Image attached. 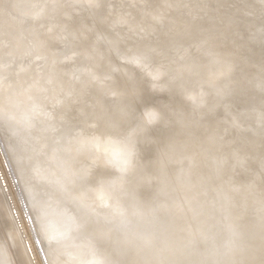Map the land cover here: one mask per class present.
<instances>
[{
	"label": "rangeland",
	"instance_id": "374dc122",
	"mask_svg": "<svg viewBox=\"0 0 264 264\" xmlns=\"http://www.w3.org/2000/svg\"><path fill=\"white\" fill-rule=\"evenodd\" d=\"M62 1L65 2L62 3ZM150 1L152 5H149ZM176 1L25 0L28 7L36 9L35 14L32 15L34 26L26 35L37 36L56 29L54 36L60 44L59 49L56 51L58 61L66 69L70 68L72 82L79 83L85 78H90L89 83L92 84V87L101 83L105 85V81H110V78L121 76L122 84L126 89H129L130 85L135 83L142 84L143 87L140 96L137 99L132 98V101H134L133 120L131 126L129 125L128 130L130 133L128 135L125 134V136L115 140L114 138L124 131L121 133L110 132L109 121L104 123L93 122L90 117L80 119L79 124L84 125V127L75 130L76 139L71 143L70 153L76 152L81 157L76 160L75 170L71 175L77 176L78 179L83 176L85 179L83 178L84 181L81 179L83 181L80 180L81 183L86 181L93 184L86 185L88 190L84 193H82L84 191L82 189L86 187L81 188L79 193L75 189L79 195L75 191V193L72 192L75 196L71 195L73 199H69L70 195H67L68 197L65 195L66 198H64L71 200V202L68 200V204L72 203L75 198L78 200L84 198V203L86 202L88 206L84 204L85 206L81 207L84 209L83 212L89 209L86 213L92 208L98 213V216L117 215L120 212L110 209L108 202L114 193L122 194L128 184L136 179H143L145 181L143 184H139L134 190L131 189V199L134 201L138 195H145L150 190L152 191V185H144L146 182L149 183L145 179L153 176L154 173L167 171L168 179L163 186L167 192L160 195L162 203L149 213L158 214L162 212L165 203L169 201L174 205L181 206L183 215L178 221L179 225H186V236L194 240L191 241L192 243L177 244L172 251L173 256L194 258L195 255V261L198 264H217L219 259L218 264H264V124L259 121L261 117H264V105L260 106L261 109L255 108L256 102L261 99L264 100V0H178L179 6H185L187 3L195 4L192 10L178 16L180 19H174L172 15L170 16V12ZM56 5L58 11L65 8L73 10V13H70L66 9L67 14H65L66 10L60 12L62 15L65 14L62 17L63 25L71 24L75 19L74 17H79L75 15H80L81 20L88 15L89 21L86 17L88 23L83 22L80 27H75L73 32L64 34L59 30L62 27L61 24L59 25V23L52 20H48L44 24L42 19L45 11ZM61 6L63 9L59 8ZM19 10V14L22 16V8ZM100 19H108L113 23L109 24L110 26L108 25L105 30L97 23ZM179 23L180 25L183 23L189 24L187 27H181V30L174 34L175 29H180L178 27ZM96 24L99 27H97V30ZM160 28L164 29L159 31ZM93 30L96 32H94L96 39L93 45L91 47L81 46L79 41L84 37V33H90ZM21 35L26 36L25 34ZM160 35H167L169 43L155 54L152 62L148 60L135 61L128 58L131 50L140 45L153 44L160 39ZM187 38L192 39L187 47L188 53L185 54L187 56L185 60L187 61L190 57H193L199 61L200 64L196 68L197 73L198 71L200 73L204 72L205 67L215 65L223 58L233 59L229 63L227 72L230 75L235 74L234 79L229 81L224 89L219 87L209 90L206 81L204 79L199 81V78L198 83L196 82L195 85L183 90L178 88L176 81L171 79L172 76L179 73V69L177 68L176 71H172L170 68L167 69L168 55L177 47V44ZM204 40H206V43L218 42V49L214 55H209L199 49L201 41ZM33 42L30 39L25 52L27 56L19 59V61H23L25 66L33 64L35 73L40 75V66H42L44 59L48 58L49 60L50 57L34 56V46L37 43ZM0 43V48L7 46L5 41ZM74 43L80 47L75 48L72 45ZM101 48L103 49L102 53H98L97 51ZM89 53L90 55H88ZM84 56L86 57L85 61L89 58L88 56L92 58V61H84V65L76 68V62ZM97 61L104 63L105 72L108 65L112 67L108 76L103 75L102 78L93 74L94 67L98 65ZM13 64V62H8L5 67L10 69ZM163 69H166L167 72L159 74L158 70L162 71ZM113 75L115 76L113 77ZM247 76L250 77L247 78ZM3 80L7 81L6 76L1 77L0 83ZM188 81L193 80L189 79ZM257 83L263 84L257 87ZM48 84L51 85L50 81H48ZM41 91L42 89H39V92ZM106 92L105 94L97 90L93 94V98L85 102V109L94 110L98 105L97 102H101L100 100H110V104L113 103L114 93L107 90ZM99 93L101 94L99 95ZM60 101L56 102L45 97L44 106L46 109L43 114L49 118L48 114H53V112L60 115L64 112L72 120H79L74 115L79 110L72 107V104L66 108L62 104L63 102ZM73 102L75 106L76 100ZM178 107L182 113L190 116V120L169 119L173 110ZM152 108L160 111L156 116L159 118H147L146 111ZM4 113L6 114V112ZM33 116L34 112L32 111L27 119L31 121ZM60 121L64 120L61 118ZM200 122L203 123L200 125ZM85 126L87 127L85 128ZM192 128L205 131L211 130L212 133L217 132L213 143H209L212 146L220 145L214 150V154L207 158V161H215L217 169L224 167V170L217 175L218 172L215 171L217 169H214L213 172H209L208 179L207 177L202 178L197 186L187 189L182 184L189 179L187 176H177L175 168L188 162L189 155L197 149L195 143L182 147L177 162H173L170 154H165V152L160 153V156H153L157 151L161 152L160 150L167 141V135L173 134L177 139V144H179L186 138L187 131ZM6 129L7 120L0 118V172L4 180V186H0V227L2 226V230L0 229V259L2 261L0 262H2L1 264H17L19 262L17 260L13 261L14 259H11L10 254L15 252L13 250L17 249L18 244L16 245L14 240V244L12 243L9 230H11V227L15 230L17 227L14 225L17 223L19 230L22 231L21 241L23 239L31 240L30 242L33 244L32 255L30 254L32 260L28 261L25 257L24 262L27 261L26 264H51L54 258L51 257L52 259H50L47 255L49 245L45 240V233L41 230L37 231V227L39 228L42 225V221L32 209L27 192L28 183H36L40 192L43 184L36 182L37 179L31 177V175L27 178L21 175L24 174V170H20V165L29 170L30 163L28 161L22 162L21 158L11 148ZM108 140L117 141L118 144H124L129 148L132 146L133 150L129 154L122 153L121 156L124 155V157H116L112 160V164L109 163L108 168L103 169L101 162L104 158L106 159L110 150L103 149L100 145ZM140 161L142 162L141 167L135 168V165ZM117 163L120 164L117 165ZM101 174L108 175L109 178L112 176L117 177V180L105 188L100 184L99 177H101ZM215 174L217 175L215 181L217 180L219 184L218 190L221 189L218 191L210 187L198 200L190 205L187 204L186 196L194 192V189L207 185L209 178H212ZM64 180L62 181L64 182ZM100 187L105 189L107 201H104L98 195L97 188ZM81 190L82 192H80ZM3 192L7 194L4 195ZM219 192L222 196L215 200V203H213L215 205H212V198H215ZM80 194L85 195L82 197ZM78 200L73 202L76 205L79 204L74 210L73 206L75 207V204L73 206L72 204L68 205L69 210L72 206L71 210L74 213L77 212H75V209L80 210L78 206H80L81 201L78 203ZM64 203L67 204L66 200L63 202L65 206L62 207L67 208ZM210 204L212 208H216L217 213L214 215L215 223L212 224L214 227H211L213 231L212 240L211 238L207 240L200 237L202 233H199V224L195 220L193 212L198 207H209ZM73 211L70 213H73ZM77 214L78 212L72 215L76 216ZM233 216H237L239 219L238 226H236V229L233 228L235 231L230 227L228 230L226 224L222 225L223 220L229 221V218ZM11 217H15L13 218L14 223ZM14 219H16V222ZM74 229L78 230L77 228ZM34 230L37 232L36 234ZM230 230L233 234L230 233ZM7 235L8 237H6ZM219 238L224 241L220 240L218 242ZM140 241L144 242L145 238ZM216 242L220 244L213 245ZM91 247L93 246L90 245ZM255 248L258 250L253 251ZM92 249L88 250L89 253H94ZM29 251L31 253V248ZM238 257H240V262L236 261ZM57 258H62L65 262H71L64 254H57ZM215 259L217 260L213 263ZM188 264L196 263H189L188 261Z\"/></svg>",
	"mask_w": 264,
	"mask_h": 264
},
{
	"label": "bare ground",
	"instance_id": "6f19581e",
	"mask_svg": "<svg viewBox=\"0 0 264 264\" xmlns=\"http://www.w3.org/2000/svg\"><path fill=\"white\" fill-rule=\"evenodd\" d=\"M7 1L8 3H6ZM64 2L62 1V3ZM176 3L173 4L170 12V16L172 15L174 19H178V16L192 10L193 5L195 4L187 3L185 6H179L178 0ZM149 5H152V2ZM62 6L65 8L66 4L65 6ZM62 6L59 8L63 9ZM20 8L23 10L22 16L19 14ZM57 8L56 5L52 9L46 10L42 21L44 24L48 20L55 21L59 23V25L61 24L60 26L62 27L59 30L63 34L71 33L74 31L75 27H80L83 22L89 21L87 17L88 15L86 16L88 19L87 21L86 17L81 20L79 18L80 15H75L79 16V19L74 17L75 19L73 22L65 26L63 25L62 17L67 14L66 9H68V12L70 13H73V10L65 8L58 11ZM35 11V8L32 9L26 5L25 0H0V42L5 41L7 44L6 47L0 48V79L3 76H6L7 79V81L3 80L0 83V111L6 112V114L0 112V118H5L7 120L6 133L8 135L9 145L16 152L18 157L21 158L22 162L28 161L30 163L29 170L25 166L20 165V170H24V174L21 171V175L26 178L31 175V177L37 179L36 182H41L43 184L42 191L40 192L36 183H28L27 192L32 209L42 221V225H40L39 228L37 227V231L41 230L45 233V240L49 245L47 255H49L50 259H52L51 257L54 258V261L51 260L53 261L51 264H188V261L189 263L192 262L198 264V262L195 261V255H192L194 258L173 256L172 251L177 244L187 242L192 243L194 241L192 238L186 236V225H179L178 221L183 215L181 212V206L177 204L174 205L169 201L165 203L163 210L165 212L162 211L158 214L149 213V211L154 210L162 203L160 195H164V192H167L163 188L168 179L167 171L154 173L153 176L145 179L149 183L147 184L146 182L144 185H152V191L150 190L145 193V195H138L134 201L131 199V189L134 190L139 184H143V182H145L143 179H136L128 184L122 194L114 193L111 198H109L108 202L110 204V209L120 212L117 215L98 216V213L92 210V208L89 211L90 213H86L89 210L87 208V210L83 212L84 209H82V207L87 205V203H84V198H81V196L84 197L85 194H81L88 190V186L86 185H91L93 183L86 181L81 183L84 181L85 177L82 176L81 178L79 176L80 179H78L77 176L75 177L71 175L75 170L76 160L81 157L80 154H76V152L70 153L71 143L76 139L75 130L84 127V125L79 124V121L82 117H90L93 122L99 121L104 123L105 121H109L110 123L108 126H110V132L121 133L124 131L121 135L118 134V137L114 138L115 140L125 136V134L128 135L130 133L128 130L129 125L133 120L134 101H132V98L134 97L137 99L140 96L143 87L142 84L135 83L134 85H130L129 89H126L124 84H122L121 76H119V79L118 77H114L115 75H113L114 78L109 79L110 81H105V85L101 83L91 87L92 84L89 83L90 78H85L79 83L72 82L70 79V68L66 69L58 61L56 51L59 49L60 44L54 36L56 29L37 36L26 35V33L34 26L32 15L35 14ZM61 11H64L65 14L62 15ZM168 18L170 17L168 16ZM98 21L99 22L97 23H99V25L105 30L109 24L113 23L108 19H100ZM188 24L189 23H183L180 25L179 23L178 27H180V29H175L174 34L178 33L179 30H181V27H187ZM96 25L97 30L98 24ZM163 29L164 28H160L159 31H162ZM94 32L95 30L90 33H84V37L79 41V44H81V46L87 45L88 47H91L96 39V32ZM20 33L29 37L23 36ZM29 38L34 41L33 43H37V45L34 46V56L50 57L49 60L48 58L46 60L44 59L42 66H40V75L35 73L33 64L31 66H25L23 61H19V59H23L27 56L25 52L26 47L30 42ZM168 38L167 35H160V39L151 44L152 46L147 45V47L145 44L137 46V48L129 52L128 58L135 61L148 60L152 62L155 54L164 46L168 45ZM191 39L192 38H187L186 40L181 41L168 55L170 62H167V69L170 68L172 71H176L177 68L179 69V73L172 76L171 79L176 81L178 88L183 90L195 85L196 82L198 83L199 78V81L201 79L206 81L209 90L217 89L219 87L224 89L229 81L234 79L233 76L235 74L230 75L227 72L229 63L233 59L223 58L219 63L205 67L207 69L204 68V72L200 69L202 73L199 71L197 73L196 68H198L200 64L199 61L193 57H190L187 61L185 60L187 57L185 54L188 53L187 47L190 45ZM72 45L75 48L80 47L76 43ZM199 49L205 51V53L209 55H214L218 49V42L214 41L206 43V40L201 41ZM102 51L103 49L101 48L97 52L102 53ZM88 55H90V53ZM88 57L89 58H87L86 61L84 60L86 58L85 56L79 59L76 62V68L84 65V63L89 60L91 62L92 58L90 56ZM8 62L14 63L10 69L5 67ZM97 64V67H94L93 70L95 76L102 77L103 75L108 76L110 74L112 68L110 65L107 66L108 68L105 72V68H103L104 63L97 61ZM21 70L23 72H19ZM163 70V72L158 70V73L162 74L167 72L166 69ZM248 77L250 76H247V78ZM189 79H192L193 81L189 82ZM48 81L51 83L50 86ZM262 84L263 83H257V87H260ZM44 88H46V90H44ZM39 89H42V91L39 92ZM97 90L105 94L107 93L106 90L114 93V102L110 104V100H100L101 102H97L98 105L94 110L85 109V102L90 101ZM100 94L101 93H99V95ZM45 97L56 102L62 100L60 102H63L62 104H64V107L66 108L72 104V107L79 110L74 113L79 120H72L66 116L64 112L61 115L53 112V114H48L49 118H47V115L43 114L46 109L44 106ZM75 100L76 104L74 106L73 101ZM262 105H264V100L261 99L259 102L255 103V108L261 109L260 106ZM32 111L34 112V116L33 119L29 121L27 117ZM158 112L160 111H156L154 108L147 110V118H153V115L150 114L157 116ZM61 118L64 121H60ZM169 119L183 121L190 120V116L182 113L178 107L173 110L172 116L171 118L169 117ZM259 121L261 124H264V117H261ZM202 123L203 122H200V125ZM86 127L87 126H85V128ZM210 131L211 130H200L199 128L189 129L186 133V138H184L179 144H177V139L173 134L167 135V141L160 150L161 152L157 151L153 157L160 156V153L165 152V154H170L173 162H177V159L180 156L179 152L183 149L182 147H185L187 144L195 143L197 149L193 154L189 155L188 162L178 165V167L175 168L177 176H187L189 179L182 184L183 187H186L187 189L193 188L199 184L202 178L209 176V172H213L214 169H217L215 161H207V158L214 154V150L220 145H214L215 147L211 145L216 138L215 136L217 132L212 133ZM100 147L110 150L109 155L101 162V167L103 169L108 168L109 163L112 164V160L121 156L122 153L129 154L133 150L132 146L129 148L124 144H118L117 141L109 140L103 142ZM121 157H124V155ZM119 164L120 163H117V165ZM140 165H142L141 161L135 165V168ZM223 170L224 167H220V169L218 168L215 171L216 173L218 172L217 175H219ZM217 175L215 174L212 177L213 179L209 178L207 185L194 189V192L187 195L186 203L190 205L195 200H198L210 187L218 190L219 184L217 180L215 181ZM63 179H65L64 182L62 181ZM99 180L100 184L107 188L113 183V181L117 180V177L112 176L109 178L108 175L101 174ZM160 182L162 183L160 184ZM3 183L4 180L0 172V186H4ZM69 186H74V191L76 192L78 190V193L81 188L86 187L85 189H82L84 190L83 192L82 190L80 191L82 193L79 198L83 200H78L76 198L75 200H72L73 202L78 200V203L81 201L80 206H78L80 210L75 209V212H78L76 216H73L72 214L75 215L77 213H74L73 210L79 204L76 205L72 202L70 204H72V206L75 204V207L73 206V210H71L72 206H70V210L68 208V205H70L68 204V200L72 198L71 195L75 197V192L73 191L74 193L69 196L68 200L65 199V195H68L66 194V189ZM63 193L64 196L62 197ZM97 193L104 201H107V193L105 189H102L101 187L97 188ZM6 194L4 193V195ZM221 196L222 195L219 192L215 198H212V205H215L213 203H215V200L219 199ZM65 200L67 204H64H66L67 208L62 207L65 206L63 205ZM69 201L71 202V200ZM212 205L210 204L209 207H198L193 212L195 220L199 224V233H202L200 237L207 240H210V238L212 240L213 231L211 230V227H214L212 224L215 223L214 215L217 213L216 208H212ZM72 211L73 213H70ZM12 215L14 216V214ZM15 220L16 219H14V221ZM238 223L239 219L237 216L229 218V221H222V225L226 224L228 230L229 227L230 229H236ZM14 226L17 228L13 230V227L10 226L11 230H9V233L12 238V243L15 241L16 245H18L16 246V250H13L12 248L15 252L10 253L11 259H14L13 261H19V264H26L27 261L24 262V259L25 257L28 261L31 259L30 254L32 255L33 244H31V240L23 239L21 241L22 231L19 230L17 223ZM1 227L0 229L2 230ZM74 228H77L78 230L76 231ZM226 228L224 227V229ZM71 230L76 232H72ZM6 232L9 235L8 231ZM36 233L37 232H35V234ZM230 233L233 234L232 231ZM8 235L6 237H8ZM143 238H145V241H140ZM220 240L223 239L219 238L217 241L220 242ZM9 241L11 240L9 239ZM218 242L213 243V245H219L220 243ZM90 245L93 246L91 248H93L92 250L95 254L92 252L89 253L91 250ZM30 248L31 253L29 251ZM257 250L258 249L255 248L253 251ZM87 252L89 253L88 255L86 254ZM57 254H64L71 262H65L62 258H57ZM216 260L217 259H215L213 263H215ZM0 261H2V259H0ZM219 261L220 259L217 261V264ZM236 261L240 262V257H238ZM1 263L2 262H0V264Z\"/></svg>",
	"mask_w": 264,
	"mask_h": 264
},
{
	"label": "snow or ice",
	"instance_id": "6c2138e0",
	"mask_svg": "<svg viewBox=\"0 0 264 264\" xmlns=\"http://www.w3.org/2000/svg\"><path fill=\"white\" fill-rule=\"evenodd\" d=\"M150 115H153V118H159V117H156L154 114H150ZM74 191V186H69L67 189H66V194L68 195H71L72 192Z\"/></svg>",
	"mask_w": 264,
	"mask_h": 264
}]
</instances>
